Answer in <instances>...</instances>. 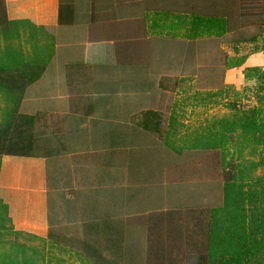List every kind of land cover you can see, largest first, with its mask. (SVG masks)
I'll return each instance as SVG.
<instances>
[{
  "label": "crops",
  "instance_id": "0c3cea01",
  "mask_svg": "<svg viewBox=\"0 0 264 264\" xmlns=\"http://www.w3.org/2000/svg\"><path fill=\"white\" fill-rule=\"evenodd\" d=\"M4 2L8 20L28 21L43 27L47 40L52 44L50 61L41 78L26 88L21 103L22 109L31 103V96L35 100V96L40 99L30 105L34 111L22 112L36 116L37 151L31 156L3 155L0 160V200L7 206L14 230L41 238L47 237L50 227L55 232L49 195L56 191L53 187L58 183V164L64 156H73L70 161L74 159L75 166L81 168L76 172L81 179L84 175L81 174L82 165L86 163L84 157L92 149H105L104 155L107 151L108 156L123 150V123L128 121L135 125L139 120L135 119V112L123 119L122 110H118L123 101L107 100L109 98L103 92L120 91L121 76L130 73L127 70L134 71L135 59L144 50L150 53L152 43L174 41L193 45L191 59L196 67H204L201 61L206 60L212 67L211 76L206 78L212 80L221 76L220 87L215 91L233 88L250 95L256 81L252 77L247 78V70L256 68L264 71V0ZM177 18L181 21L177 22ZM136 43H147L150 47L142 49L140 44L135 47ZM179 74L163 69L150 80L151 88L143 86L142 91L151 93L147 101L149 106L159 104V92H170L171 80L178 78ZM143 85H146L145 81ZM244 103L254 104V101ZM141 105L142 102L139 103ZM148 110L159 112L146 108L139 111H142L140 115ZM52 121L67 125L59 127L57 134L56 129L48 126ZM84 123L93 124L90 130H98L101 124L104 128L111 124V129L97 132L100 134L96 137H101L95 143L97 147L93 141L88 146L82 136L89 134L82 130ZM136 127L151 133L138 125ZM89 135L92 139V134ZM52 138L68 142L66 146L58 142L55 147ZM161 144L173 152L162 141ZM79 179H76L77 185ZM86 181L78 186L85 187ZM78 186L74 187L80 190Z\"/></svg>",
  "mask_w": 264,
  "mask_h": 264
},
{
  "label": "rangeland",
  "instance_id": "374dc122",
  "mask_svg": "<svg viewBox=\"0 0 264 264\" xmlns=\"http://www.w3.org/2000/svg\"><path fill=\"white\" fill-rule=\"evenodd\" d=\"M141 48L149 49V44L139 43ZM136 43L135 47L139 45ZM25 45V44H23ZM194 46L174 41H155L152 43L150 53H143L135 59L134 71L127 70L121 76L122 84L118 88L120 91L103 92L107 95V100L123 101L122 118L135 112L137 120H140L141 109L152 108L159 111L161 116V134L167 132L168 122L172 116L176 119L178 137L192 134L193 130H200L211 120L226 116L229 110L226 108L227 100L224 95L215 91L221 83V76L208 80L211 66L208 61L204 62V67H196L193 63L192 51ZM149 53V54H148ZM149 55V60L145 57ZM167 69L169 73H178V78L171 80L172 89L170 92H159V104L149 106L147 103L150 94L142 91L143 86L152 87L153 76ZM207 69V70H206ZM183 70V71H181ZM205 70L208 72L206 73ZM204 72V73H203ZM183 73V74H181ZM201 73H203L201 75ZM109 74V73H108ZM149 78H148V77ZM204 76V81L202 80ZM145 81L146 85H143ZM208 87V89H205ZM210 89V90H209ZM101 94V92H96ZM147 93V94H146ZM149 94V96H147ZM117 96V97H116ZM31 96V103L22 107L21 112L32 110V103H38V96ZM142 105L139 106V103ZM204 104L203 105H199ZM43 108V107H42ZM58 119V118H57ZM53 120V119H52ZM49 122V128L56 129L67 124ZM119 122V121H118ZM82 127V124H80ZM83 132L92 134V139L82 135L83 141L90 146L100 140L97 134L104 130L111 129L101 124L98 130H90L92 123H84ZM133 123L125 121L123 150L111 156L104 155L105 149L95 148L84 157L83 175L76 176L77 168L71 155L64 156L58 164L57 186L49 195L50 210L53 214L54 243L49 245L34 240L27 235H20L15 238L8 235L4 240L7 249L9 245L16 241L23 245V250L32 254L33 249L39 253L37 258L45 263L51 260L52 264L64 261L66 264H88L83 260V248L91 245L94 248L95 256H87L91 264H135L141 260L145 264H160L161 262L149 252L151 246L165 248L172 252V259L175 264L183 262L181 252L194 254L192 243L196 242V236H192V231L198 232L200 226L195 225L191 220L193 210L191 208H203L217 206L222 197V180L220 173V158L217 151H183L176 154L165 149L161 144V137L158 134L141 131ZM120 128V126H119ZM50 131V129H47ZM100 132V133H97ZM35 134V129H34ZM170 137V136H169ZM52 143L56 147L58 142L66 146L68 140L52 138ZM181 141L175 140L176 144ZM34 152L36 147L32 148ZM88 150H91L90 147ZM115 156V160H110ZM81 169V168H80ZM83 172V173H82ZM84 176L86 179H84ZM78 185L85 181V187ZM78 186L80 190L75 187ZM135 209L137 212H135ZM141 209H145L141 211ZM175 211L177 213H175ZM171 221L167 219L172 215ZM165 214L164 228L157 233L156 228H149L162 218ZM113 219V225L117 229L118 225L124 226L125 238L120 245H115L117 251L107 250L106 244L100 234L94 235L87 230V227L97 223L101 226V219ZM171 224H170V223ZM164 223L161 225L163 227ZM98 228V227H97ZM96 228V229H97ZM165 230L175 234L177 238L168 241L167 235L161 231ZM147 231L156 233L146 234ZM189 236V237H188ZM110 237V236H108ZM114 237V236H112ZM123 236H121L122 238ZM166 240V241H165ZM136 245L139 250L135 249ZM139 251V252H137ZM117 252V253H116ZM138 253L135 259V253ZM120 255V257H119ZM97 256V257H96Z\"/></svg>",
  "mask_w": 264,
  "mask_h": 264
},
{
  "label": "trees",
  "instance_id": "16d2710c",
  "mask_svg": "<svg viewBox=\"0 0 264 264\" xmlns=\"http://www.w3.org/2000/svg\"><path fill=\"white\" fill-rule=\"evenodd\" d=\"M47 38L43 27L28 21L8 20L5 2L0 0V160L3 155H33L36 116L22 113L20 109L26 88L41 78L51 59L52 44ZM246 76L256 81L251 94L233 88L216 92L229 98L225 105L228 115L211 120L190 135L176 139L179 131L174 116L168 122L165 135L161 134V116L156 111L143 112L137 122L143 130L158 134L164 145L177 154L189 150L219 153L221 202L217 206L191 208L190 219H197L194 224L200 226L198 232L191 233L198 235L192 243L195 253L181 252L183 262L179 264H264V71L248 69ZM247 100H253L254 104L244 103ZM179 139L176 144L175 140ZM175 213L167 219L171 221ZM165 220L162 216L150 230L161 228ZM97 223L100 222H93L87 230L100 234L107 250L117 251L115 245H120L125 238L122 223L117 224V229L109 219L101 220L100 228ZM163 231L166 240L177 238ZM8 235L15 238L27 235L45 244L48 241L50 246L55 237L51 227L46 238L14 230L7 206L0 200V264H52L51 260L40 262L36 249L29 254L16 241L7 249L4 240ZM161 247L148 249L160 264H175L170 249ZM135 249L140 248L136 245ZM83 251V260L91 264L87 256H95L94 248L85 245ZM135 264L145 263L139 260Z\"/></svg>",
  "mask_w": 264,
  "mask_h": 264
}]
</instances>
